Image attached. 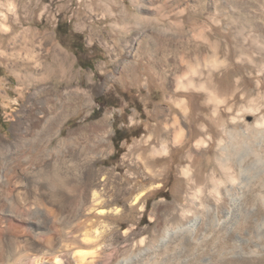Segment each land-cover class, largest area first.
Segmentation results:
<instances>
[{
	"label": "rangeland",
	"instance_id": "1",
	"mask_svg": "<svg viewBox=\"0 0 264 264\" xmlns=\"http://www.w3.org/2000/svg\"><path fill=\"white\" fill-rule=\"evenodd\" d=\"M55 49L64 54L65 79L51 77L46 69L56 65ZM33 52L36 57L29 54ZM259 52L264 53V0H0V151H17L16 141L31 138L49 118L65 119L61 136L75 132V140L84 144L100 140L103 130H110V150L98 160L97 168L118 178L111 177L113 185L126 180L125 187L132 190L126 197L119 195L111 206L121 208L110 215L114 229L104 246L107 255L122 258V264H172L170 259L175 264H264L261 205L253 210L251 204L246 209L213 203L224 187L212 189L208 184H203L202 203H186L193 183L182 173L190 166L192 178L198 180L217 167L213 157L220 153L222 122L230 128L254 123L264 114V110L243 112L258 102L257 81L262 79L264 85V75L256 70L264 60ZM213 55L228 65L215 72L214 82L232 88L218 98L216 116L212 113L216 100L210 101L206 92L176 88L178 75L186 69L183 61L202 63ZM179 99L187 101L188 113L175 104ZM173 117L179 119L185 135L178 144L170 136L166 154L152 161L161 171L156 178L136 158L162 148L166 123ZM118 132L123 140L119 145ZM93 151L99 153L98 148ZM189 152L192 159L186 158ZM27 153L19 150L16 156ZM80 155L78 164L85 160ZM124 156L129 162L123 161ZM1 171L0 163V236L6 221L12 234L29 237L25 221L15 216L24 213L26 204H15L11 214L6 211L19 187L12 183L13 173ZM217 175L222 178L219 171ZM78 176L73 163L65 161L63 185ZM141 191L143 205H133ZM69 196L64 186L63 204ZM54 203L46 201L45 207L57 208ZM164 204L179 208L180 219L198 215L199 227L192 235L180 234L174 244L142 256L138 242L150 244L162 231Z\"/></svg>",
	"mask_w": 264,
	"mask_h": 264
},
{
	"label": "bare ground",
	"instance_id": "2",
	"mask_svg": "<svg viewBox=\"0 0 264 264\" xmlns=\"http://www.w3.org/2000/svg\"><path fill=\"white\" fill-rule=\"evenodd\" d=\"M149 21L156 22H154V19H149ZM214 53L217 54V51L215 50ZM29 54L36 57L35 52ZM259 54L261 58H264V53L259 52ZM63 57L64 54L55 49L54 63L56 65L54 68L46 67L51 77L59 75V78H66L67 70ZM183 66L186 69H184L181 76L178 75L176 88L178 90L188 91L194 89L206 92L210 101L216 100L212 112L216 116L218 103L220 102L218 98L224 93L223 91L232 88L217 85L214 82V74L222 68H228L227 63L218 60L216 55H213L202 63L194 59L183 61ZM256 70L260 76L264 75V60L257 64ZM263 88V80L259 79L256 87L258 102L252 104L253 106H247L243 110L244 114H249L246 113L249 111L254 112V114L261 113L264 110ZM248 94L250 93L248 92L246 95ZM208 99L207 103H209ZM221 101L223 102V99ZM175 104L181 108L184 114L188 113L189 106L186 100H175ZM212 121L219 124L214 119ZM233 121L236 123L237 119L233 118ZM51 122L55 124L56 130ZM64 123L65 119L56 121L49 118L31 138L16 141L13 147L17 151H10L9 153L0 151L2 175L5 172L13 173L12 183L15 187H19V191L17 190L11 197V201L7 202L6 211L11 214L15 209V204H26L24 213L18 212L17 209L18 213L15 216L25 221L26 229L30 233L29 237L20 238V236L14 235L15 233L12 234L13 232L11 231V233L10 228L8 229L6 221L1 219L3 227L0 236V264H122V258L107 255L104 246L108 242L109 232L114 229L112 223L114 217L110 215L118 214L121 208H111V206L119 195L126 197L132 189L125 187L126 180L124 183L120 182L113 185L115 179L118 178L113 176L115 179L113 182H109L112 174H109L106 169H98L96 165L98 160L110 150L111 131L103 130V138L89 143L87 141L84 144L75 140L73 135L75 132L68 133L66 137L61 136ZM104 125L107 127L106 124ZM165 127L166 131L162 136V148H153L151 152H144L136 158V163L145 164L148 172L156 178L161 175V171L151 165L152 161L157 156L166 154L170 136H173V143L178 144L185 135V131L177 117H173L171 121H168ZM221 132L222 137L219 140L218 147L220 153L217 152L218 154L213 157L217 167H214L209 175L204 177L200 175L201 177L197 180L192 178L190 166L182 170L188 181L193 183V187L190 185L191 188L188 191L191 195L185 197V202L202 203L204 201L202 196L203 184L211 185L212 189L222 185L224 187L222 189L223 194L212 199L213 203L231 204L238 208H245L246 204L247 206L251 204L253 210L261 205L264 212V114L257 117L254 123H239L230 128L222 122ZM60 136L62 138L52 147L55 138ZM152 138L151 135L146 142H150ZM41 143H43L42 148L39 147V149L37 146ZM78 148L79 152L76 153L75 150ZM96 148L99 149V153L93 151ZM19 150H25L28 153L22 157L16 156ZM78 153L85 158L83 163H77L80 159L77 158ZM91 153L94 154L92 157H90ZM192 157L191 152L186 156L190 159ZM65 161L73 163L79 176L75 180L67 179L66 184L63 185L60 179ZM123 161L129 162V159L124 156ZM17 162L20 165L15 166ZM130 162H133L132 159ZM218 171L219 175H222L221 179L217 175ZM107 175H110V178ZM203 180H205L204 183ZM44 184H48V186L45 187ZM21 186H24L25 189H21ZM64 186L70 196L63 204L64 198H61V194ZM144 196L145 192L141 191L134 198L133 205L140 204ZM46 201L56 202L57 204H54L57 205V208L53 206L46 208ZM28 203L30 205H27ZM164 206L161 218L166 220L162 231L160 230L155 234L154 241L150 244L145 243L143 239L138 242L143 246V248H139V253L142 256L152 251H159L167 243L174 244L175 238L180 234L192 235L199 227L198 215H195L193 219L189 217L180 219L177 218L179 208L168 204H164ZM45 208L49 211L48 217L44 211ZM63 211V215L67 214L66 218L62 216ZM44 212L46 213V219L41 218ZM93 213L96 215L94 218H92ZM183 215L185 216V214ZM105 217L107 218L105 219ZM125 234H128V231ZM133 234L137 235L136 231ZM187 243L189 244V242ZM170 261L175 264L173 259H170Z\"/></svg>",
	"mask_w": 264,
	"mask_h": 264
},
{
	"label": "trees",
	"instance_id": "3",
	"mask_svg": "<svg viewBox=\"0 0 264 264\" xmlns=\"http://www.w3.org/2000/svg\"><path fill=\"white\" fill-rule=\"evenodd\" d=\"M98 102L100 103L101 102V99H99ZM118 134H119V132L116 134V140H115V142L119 145V143L122 142L123 140L118 138Z\"/></svg>",
	"mask_w": 264,
	"mask_h": 264
}]
</instances>
